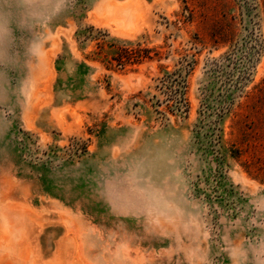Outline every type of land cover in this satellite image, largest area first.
<instances>
[{"label":"rangeland","instance_id":"obj_1","mask_svg":"<svg viewBox=\"0 0 264 264\" xmlns=\"http://www.w3.org/2000/svg\"><path fill=\"white\" fill-rule=\"evenodd\" d=\"M0 264H264V0H0Z\"/></svg>","mask_w":264,"mask_h":264},{"label":"trees","instance_id":"obj_2","mask_svg":"<svg viewBox=\"0 0 264 264\" xmlns=\"http://www.w3.org/2000/svg\"><path fill=\"white\" fill-rule=\"evenodd\" d=\"M170 82V81H169ZM169 82L167 81L166 83V85H168L169 84ZM164 85H165V83H164ZM177 106L179 107V108H182V103H181V101H178L177 102Z\"/></svg>","mask_w":264,"mask_h":264}]
</instances>
